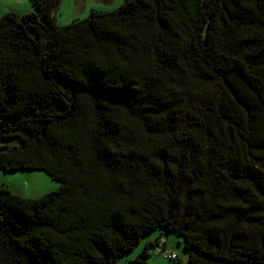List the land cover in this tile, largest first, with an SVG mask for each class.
Segmentation results:
<instances>
[{
    "label": "trees",
    "instance_id": "1",
    "mask_svg": "<svg viewBox=\"0 0 264 264\" xmlns=\"http://www.w3.org/2000/svg\"><path fill=\"white\" fill-rule=\"evenodd\" d=\"M30 1L0 14V169L60 186L0 188V264H119L156 230L188 264H264V0H124L65 27L61 0Z\"/></svg>",
    "mask_w": 264,
    "mask_h": 264
},
{
    "label": "rangeland",
    "instance_id": "2",
    "mask_svg": "<svg viewBox=\"0 0 264 264\" xmlns=\"http://www.w3.org/2000/svg\"><path fill=\"white\" fill-rule=\"evenodd\" d=\"M124 0H119L118 5L112 6L109 11H115L121 7ZM95 3L97 5L108 6L102 0H86L80 2V5H89ZM79 2L76 0H61L57 12V23L59 26L65 27L74 23V20H85L90 13L83 14V8L77 15L73 16L72 12L78 8ZM9 11L16 12L19 15L36 12L30 0H0V14ZM107 11V10H101ZM80 17V18H78ZM9 147L19 146V140H10L5 143ZM3 186L9 187L16 194L24 197L36 198L48 192L54 191L60 186V182L53 179L45 171L40 170H20L7 172L0 169V188ZM149 242L157 243L158 246L151 250V258L147 261L148 264H188V258L192 250H187L182 237L175 233L165 231H153L143 237L141 242L134 250L125 254L119 264H128L129 261L135 259L142 253L146 244ZM174 254L178 257V261L173 262L164 257V254Z\"/></svg>",
    "mask_w": 264,
    "mask_h": 264
},
{
    "label": "crops",
    "instance_id": "3",
    "mask_svg": "<svg viewBox=\"0 0 264 264\" xmlns=\"http://www.w3.org/2000/svg\"><path fill=\"white\" fill-rule=\"evenodd\" d=\"M79 2L78 8L72 12V15L75 16L78 14V12L83 8V14H88L90 10H107L109 11L112 6H116L119 4V0H102L104 3H106L108 6L104 5H97L95 3H91L89 5H80V2H86V0H76ZM80 18V17H78Z\"/></svg>",
    "mask_w": 264,
    "mask_h": 264
},
{
    "label": "built area",
    "instance_id": "4",
    "mask_svg": "<svg viewBox=\"0 0 264 264\" xmlns=\"http://www.w3.org/2000/svg\"><path fill=\"white\" fill-rule=\"evenodd\" d=\"M164 257L169 259V260H176L177 256L174 255V254H168V253H165L164 254Z\"/></svg>",
    "mask_w": 264,
    "mask_h": 264
}]
</instances>
